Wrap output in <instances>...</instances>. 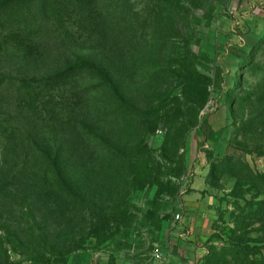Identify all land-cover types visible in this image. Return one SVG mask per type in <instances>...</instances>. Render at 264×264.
I'll list each match as a JSON object with an SVG mask.
<instances>
[{"label":"rangeland","instance_id":"374dc122","mask_svg":"<svg viewBox=\"0 0 264 264\" xmlns=\"http://www.w3.org/2000/svg\"><path fill=\"white\" fill-rule=\"evenodd\" d=\"M197 176L264 264V0L0 7V264H156Z\"/></svg>","mask_w":264,"mask_h":264},{"label":"crops","instance_id":"0c3cea01","mask_svg":"<svg viewBox=\"0 0 264 264\" xmlns=\"http://www.w3.org/2000/svg\"><path fill=\"white\" fill-rule=\"evenodd\" d=\"M189 189L182 197L181 214H176L179 220L170 221L168 239L157 244L163 257L155 259L156 264H203L209 252L207 241L213 232V215L203 210L209 200L208 184L203 176H197Z\"/></svg>","mask_w":264,"mask_h":264},{"label":"trees","instance_id":"16d2710c","mask_svg":"<svg viewBox=\"0 0 264 264\" xmlns=\"http://www.w3.org/2000/svg\"><path fill=\"white\" fill-rule=\"evenodd\" d=\"M19 1L21 0H5L4 2H2L0 4V7H6V6H9L10 4L12 3H18ZM15 15L16 13L13 14L12 18H13V21H15ZM12 21V22H13ZM17 30L18 27H17ZM9 37H14L15 35H18V32H12L10 34H8ZM82 70V69H81ZM30 80V79H29ZM240 174L241 176H243L244 178H247L249 180H255L256 179V175L255 173L248 167V168H242L240 170ZM244 252H246V254H251L255 257H259L261 261L264 262V255L262 252L260 251H257V249L255 247H249V246H245V249H243ZM213 258L210 256V252H208V254L204 257V263L203 264H228L224 261V257H222V261H221V258Z\"/></svg>","mask_w":264,"mask_h":264},{"label":"built area","instance_id":"2783aa9c","mask_svg":"<svg viewBox=\"0 0 264 264\" xmlns=\"http://www.w3.org/2000/svg\"><path fill=\"white\" fill-rule=\"evenodd\" d=\"M180 216L179 215H175L174 219L175 220H179ZM154 257L157 259V260H161L163 255H162V252L160 251V249H156L154 251Z\"/></svg>","mask_w":264,"mask_h":264}]
</instances>
